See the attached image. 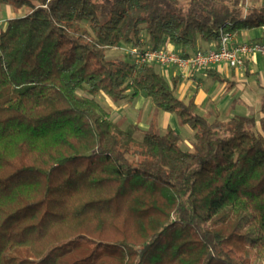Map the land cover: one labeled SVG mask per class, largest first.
<instances>
[{"label": "trees", "instance_id": "1", "mask_svg": "<svg viewBox=\"0 0 264 264\" xmlns=\"http://www.w3.org/2000/svg\"><path fill=\"white\" fill-rule=\"evenodd\" d=\"M0 4L28 8L0 31V264L264 261V96L259 118L211 121L194 97L177 95V80L171 84L157 64L108 55L124 43L160 48L169 41L188 57L199 40L264 28V4ZM206 75L227 80L211 68ZM142 91L194 131L192 151L154 118L137 138L138 125L123 128L96 99L133 101ZM224 211L229 216L218 221ZM242 213L252 238L237 231Z\"/></svg>", "mask_w": 264, "mask_h": 264}, {"label": "rangeland", "instance_id": "2", "mask_svg": "<svg viewBox=\"0 0 264 264\" xmlns=\"http://www.w3.org/2000/svg\"><path fill=\"white\" fill-rule=\"evenodd\" d=\"M0 7L1 8L10 7L9 8L10 13H8V15L7 14L2 15L4 18H7V19L13 18V17H20V16L25 15L28 12L27 7H23L22 9H16L10 4H0ZM84 24L88 25L87 23H84ZM162 46H164V44ZM132 47H133L132 44L124 43L119 48H113L109 50L108 55L113 58L122 57V58L132 61V58L129 55V51ZM190 50H193V48H190ZM153 64L155 65L157 64L156 65L157 70H160L158 66L160 64L158 63H153ZM224 65L225 63L218 64V66H223V67ZM260 68L264 72V61L261 63ZM204 72H205V69H203L202 72H200L202 76L205 75ZM222 75L226 76L225 73H222ZM259 75L262 77L261 74ZM171 79L169 81L171 84H173V81ZM200 79L197 78L196 82L194 80V84L197 87L200 85L199 83ZM182 81L186 82L188 80L183 79ZM210 81H213V80H211L210 78L209 82ZM243 81L245 82L246 79H243ZM225 84H229V83L225 82ZM206 85H208V83H206ZM233 87L234 86L226 87L225 85V88L222 91V94L224 95L222 97H220L221 95L219 96L217 95L215 99H218L219 97L220 98L216 102H214L211 97H207L201 100V102H200V99L198 98V102H200L201 105L199 109L197 110V112L205 115L211 121L214 120L215 118L229 120L231 117L238 114L234 106H237L240 103L243 105V107L240 109L241 114H245L249 116L254 115L257 118H259L260 117L259 109L261 105V99L264 96V91H261L260 94L250 93V95L247 96L246 92L241 91L242 93L239 94V90L233 89ZM176 92L177 94H179L178 96H180V92L178 90H176ZM79 93L81 95L88 94L86 91H83V90H79ZM224 96H225V99L223 100ZM232 97L233 98L235 97V99L231 100ZM245 97H247V102L243 99ZM182 98L184 99L186 97H182ZM96 99L99 102H101L107 108L108 111H110L111 118L116 123L122 125L123 128L127 127L128 123L138 125L139 129L134 133L137 138L139 139L142 138V136L144 135V131L149 129V127L151 126V122L154 118L157 127L161 129L163 132L166 130L167 126L171 125L181 135L180 145L186 150H191V151L193 150L194 148L193 143L195 140L194 131L189 126L182 125L179 122L178 117L175 113L166 112L164 110L157 108L155 104L152 102L151 98L148 97L145 92L142 91L133 101H129L127 99V100H121L118 102H114L113 100H111L109 97H107L103 93L97 94ZM232 106L234 107L233 109L231 108ZM228 212L229 211L222 212L217 218V220L219 221V220L226 219L229 216ZM246 217L247 215H245V213L236 215L235 218L237 219V231L240 232L241 234L246 235L247 238H252L254 235V232H252L250 228L245 226L244 218L246 219ZM260 262L264 264V261L253 260V263L255 264H259Z\"/></svg>", "mask_w": 264, "mask_h": 264}, {"label": "crops", "instance_id": "3", "mask_svg": "<svg viewBox=\"0 0 264 264\" xmlns=\"http://www.w3.org/2000/svg\"><path fill=\"white\" fill-rule=\"evenodd\" d=\"M243 2L246 7L261 6L264 4V0H243ZM9 8L10 7H5V8L0 7V31H1L2 26L4 25V21H7L8 19H10V18L8 19L4 18L2 16L3 14L8 15V13H10ZM249 41L264 42V28H257V29L250 30V31L245 30V31L236 33L235 41L233 44L249 42ZM216 44L217 43H214V42L199 40L198 45L195 48H193V50H189V51H190V54H194L198 50H206V49L215 47ZM163 47H167L173 50H181L179 45H176L169 41H166ZM263 61H264V56L261 54H257L253 56H248L246 58L245 65L243 66V68H240V69L232 68L226 64L224 65V67L218 66V64L210 67L211 69L216 70L220 74L225 73L226 76L224 77H227V80L224 82L215 81L211 77H208L206 75V69L204 72L205 74L204 76H202L200 73L202 72L203 69H196V70H192L190 72L185 73L187 75L186 77L182 75V71L179 70L176 66L164 67L162 65H158L160 68V70L158 71L161 74H163L168 80H170L171 78H172L171 79L172 81L177 80L176 90L180 92L179 97L181 98L186 97L184 98L185 100H187L188 97H189L188 100L194 97L196 100V103L198 104V109H199L201 105L200 104L201 100L207 97H211L212 100L216 102L220 97H222L224 95L222 94V91L224 90L225 85L226 87L234 86L233 89H238L239 94L242 93L241 91L246 92L247 96H249L250 93L260 94L261 91H264V72L260 68V65ZM259 74H261L262 77ZM254 75L256 76V78ZM197 78L198 79L202 78L200 79V81L198 80L200 83L198 87L194 84V80L196 82ZM210 78L213 81L209 82ZM183 79H187L188 81L184 82L182 81ZM243 79H246L247 82L246 81L244 82ZM225 82H228L229 84H225ZM206 83H208V85H206ZM193 86L195 89L193 88ZM217 95L218 96L221 95V96L218 99H215ZM198 98L200 99V102H198ZM224 99H225V96L223 97V100ZM234 99L235 97L234 98L232 97L231 100H234ZM243 99L247 102V97ZM234 107L236 108L237 113L241 114L240 109L243 107V105L239 103L237 106H234ZM234 107L232 106L231 108L233 109Z\"/></svg>", "mask_w": 264, "mask_h": 264}, {"label": "built area", "instance_id": "4", "mask_svg": "<svg viewBox=\"0 0 264 264\" xmlns=\"http://www.w3.org/2000/svg\"><path fill=\"white\" fill-rule=\"evenodd\" d=\"M234 41L235 33L222 32L221 39L215 47L198 50L188 57L167 47L143 48L139 46H133L129 55L138 65L158 63L164 67L176 66L185 77L187 76L185 73L192 70L208 69L221 63L239 69L245 65L248 56L257 54L264 56V42L249 41L233 44Z\"/></svg>", "mask_w": 264, "mask_h": 264}]
</instances>
